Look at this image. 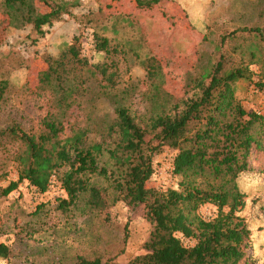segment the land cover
<instances>
[{"label":"trees","instance_id":"1","mask_svg":"<svg viewBox=\"0 0 264 264\" xmlns=\"http://www.w3.org/2000/svg\"><path fill=\"white\" fill-rule=\"evenodd\" d=\"M37 1L46 9L39 10ZM159 1L136 3L143 8ZM2 9L9 26L32 24L42 35L43 28L67 13L69 6L66 0H3ZM249 31L264 38V26ZM227 37H223L222 45ZM94 43L107 56L113 52L106 37L95 34ZM249 50V62L242 56L227 66V56L221 55L214 66L203 67L199 76H188L185 95L180 99L157 85L155 92L143 94L148 101L144 112L117 104L113 116L80 117L77 110L85 108L82 99L87 89L80 70L85 68L93 75L101 72L99 85L104 92L114 88L117 81L116 71H109L115 67L114 61L86 68L88 60L82 54L80 37H75L58 58H46L48 68L39 75V89L55 94L56 108L44 117L42 130L28 132L14 125L0 131V140L10 138L22 147L14 156L19 178L0 188V199L24 181L46 193L56 174L64 193L58 197L61 206L84 197L97 215L107 213L119 201L144 210L152 225L149 238L142 244L144 253L127 263H119L117 256L104 260L100 255L89 258L79 254L76 264H249L251 230L241 215L247 194L240 190L238 178L249 169L252 156L264 153V117L248 112L235 93V83L251 79L255 73L251 65L261 61L257 45ZM145 68L148 80L163 74L162 64L155 57L145 60ZM8 86L7 80L0 81V100ZM256 88L264 89V69ZM164 146L176 150L174 174L182 177L176 188L148 186L155 172L154 156ZM105 158L110 166L103 163ZM93 176L105 183L93 182ZM208 204L216 208L209 219L199 213ZM179 233L195 239V244L185 245ZM129 237L126 225L124 246ZM10 253L9 245L0 243V257L7 258Z\"/></svg>","mask_w":264,"mask_h":264},{"label":"rangeland","instance_id":"2","mask_svg":"<svg viewBox=\"0 0 264 264\" xmlns=\"http://www.w3.org/2000/svg\"><path fill=\"white\" fill-rule=\"evenodd\" d=\"M69 11L39 34L32 24L21 28L8 25L0 0V81L8 89L0 100V131L19 125L28 132H40L42 121L53 110L55 94L39 89V75L48 68L46 58H58L75 37H80L81 51L88 66L114 61L116 85L104 92L100 88L101 72L95 75L79 71L86 78V94L80 117L113 116L117 104L131 105L138 112L148 106L146 96L157 85L180 99L185 95L186 78L200 75L203 67L214 66L225 55L227 66L242 56L249 62L251 46L257 45L259 63L251 68V79L235 83L236 96L248 112L264 117V89L256 88L264 69V38L249 28L264 26V0H160L151 7H138L136 0H66ZM39 10L45 5L37 1ZM245 28L235 35L228 33ZM247 28V29H246ZM95 34L106 37L112 53L95 47ZM224 36H228L222 45ZM264 36V35H263ZM155 57L162 64V76L148 80L145 60ZM127 89V91H124ZM22 151L19 141L0 140V188L18 180L19 167L14 156ZM176 150L164 146L154 156L155 172L148 186L159 189L179 187L180 175L168 173L173 167ZM103 163L110 166L105 158ZM93 182L104 184L100 177ZM241 191L247 194L241 215L251 230L249 264H264V153L250 159L249 169L238 178ZM59 185L46 193L28 181L0 199V243L11 249L10 256L0 257V264H76L77 256L100 255L104 260L117 256L127 263L144 253L142 244L149 238L152 225L144 210L132 209L119 201L107 213L94 214L84 197L69 206H61L64 195ZM84 196V195H83ZM213 205L199 209L204 218L216 214ZM130 237L124 246V229ZM187 246L195 239L178 234ZM125 247V251L122 249Z\"/></svg>","mask_w":264,"mask_h":264},{"label":"built area","instance_id":"3","mask_svg":"<svg viewBox=\"0 0 264 264\" xmlns=\"http://www.w3.org/2000/svg\"><path fill=\"white\" fill-rule=\"evenodd\" d=\"M174 170H175V166L173 164V167L172 169L170 170V173H168V177L171 179L173 174H174ZM58 185L57 183V177H56V174L52 175V178H51V189H54V187ZM59 190L63 193V189L61 187H59Z\"/></svg>","mask_w":264,"mask_h":264}]
</instances>
